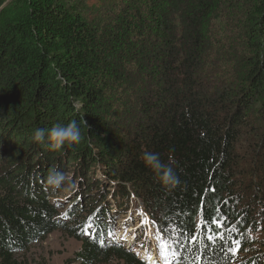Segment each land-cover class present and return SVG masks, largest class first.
<instances>
[{
    "label": "trees",
    "instance_id": "obj_1",
    "mask_svg": "<svg viewBox=\"0 0 264 264\" xmlns=\"http://www.w3.org/2000/svg\"><path fill=\"white\" fill-rule=\"evenodd\" d=\"M72 120L71 148L33 141ZM145 152L179 184L163 187ZM53 170L83 186L74 200L96 197L78 226L62 225L71 213L62 219L50 194ZM133 199L161 264L178 226L199 242L185 240L173 264H264V0H125L104 29L72 0L0 5V264H24L16 255L55 231L81 242L75 263L143 264L113 236ZM205 217L236 229V255L207 240Z\"/></svg>",
    "mask_w": 264,
    "mask_h": 264
},
{
    "label": "rangeland",
    "instance_id": "obj_2",
    "mask_svg": "<svg viewBox=\"0 0 264 264\" xmlns=\"http://www.w3.org/2000/svg\"><path fill=\"white\" fill-rule=\"evenodd\" d=\"M17 0H0L1 9H7ZM125 0H72L76 8L82 12L86 19L104 29L111 25L115 13L122 7ZM227 45L224 44V47ZM230 46V45H229ZM231 48V47H230ZM228 51V50H225ZM247 142V140H246ZM102 176H99L100 179ZM89 182V181H88ZM97 186V187H96ZM115 184H110L108 187H115ZM88 190L94 191L96 188H104L102 184L88 185ZM83 186L78 183V180H66L59 189L51 190L50 194L60 197L63 202L58 203V211L62 219H66L68 212L70 223L78 226V223L83 219V215L87 210L85 203L91 200H96L93 192L87 194L81 200H74L75 193L82 190ZM94 205V203H93ZM123 215H118L113 218V236L120 241L124 250H130L133 256L143 264H161L160 252L157 250V242L154 239L153 226L150 224V217L145 212L142 204L133 199L127 205ZM129 211V216L125 217ZM125 218V219H124ZM85 235V231L83 236ZM145 238L142 242H138L139 238ZM81 242L70 237L67 232L55 231L47 237L29 245L24 251L18 253L16 258L24 264H78L75 263L73 255L80 248ZM155 257V258H154ZM105 264H123L114 258L109 259Z\"/></svg>",
    "mask_w": 264,
    "mask_h": 264
},
{
    "label": "clouds",
    "instance_id": "obj_3",
    "mask_svg": "<svg viewBox=\"0 0 264 264\" xmlns=\"http://www.w3.org/2000/svg\"><path fill=\"white\" fill-rule=\"evenodd\" d=\"M32 139L39 144H45L46 142L48 149L55 152L78 144L81 141V130L77 121L72 120L67 124L58 123L49 130L37 128L33 132ZM143 160L146 167L153 171L155 177L163 187L171 189L179 184V179L174 174L171 165L162 162L159 154L145 152ZM66 179L67 177L64 173L59 170H53L47 177V184L52 189H59Z\"/></svg>",
    "mask_w": 264,
    "mask_h": 264
},
{
    "label": "snow or ice",
    "instance_id": "obj_4",
    "mask_svg": "<svg viewBox=\"0 0 264 264\" xmlns=\"http://www.w3.org/2000/svg\"><path fill=\"white\" fill-rule=\"evenodd\" d=\"M205 207H206V205H205ZM208 224L214 225V227L208 228L207 227ZM91 227L92 226L90 225L89 228L85 231L86 235H92ZM200 227H201V230L203 232H205V233L211 232L212 233L211 235H207L208 241H213L214 239H218V240L224 242V244H222L221 247L225 250L226 255H233L234 256L239 252L241 245H242V241L239 239H235L230 235V233L233 231H236V229L235 228H226V219L222 220V219L217 218L214 220H210L207 217H205L201 221ZM173 231L175 232L177 237H181L182 239H177L173 242L174 245H176V247L168 244L167 242L160 245L161 256L164 259L165 264H173V261H175L179 258V250L181 248L185 247V243H184L185 240L190 245H195V244H198V242H199V235L198 234H195L193 232H189L187 235H185V232L181 231L179 226L177 227V229H174ZM225 232L229 233V235H225ZM95 235L98 238L100 233L97 232ZM109 235H111V233H109ZM228 241H231V243L228 244ZM99 242L101 245H103V243H104L103 240H100ZM195 259L199 260V259H201V257L197 256V257H195Z\"/></svg>",
    "mask_w": 264,
    "mask_h": 264
},
{
    "label": "bare ground",
    "instance_id": "obj_5",
    "mask_svg": "<svg viewBox=\"0 0 264 264\" xmlns=\"http://www.w3.org/2000/svg\"><path fill=\"white\" fill-rule=\"evenodd\" d=\"M155 258V257H154Z\"/></svg>",
    "mask_w": 264,
    "mask_h": 264
}]
</instances>
